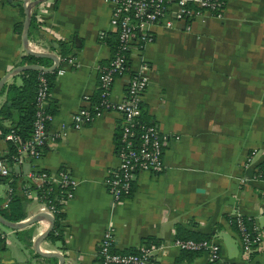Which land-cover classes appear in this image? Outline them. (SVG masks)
<instances>
[{
    "label": "crops",
    "instance_id": "obj_1",
    "mask_svg": "<svg viewBox=\"0 0 264 264\" xmlns=\"http://www.w3.org/2000/svg\"><path fill=\"white\" fill-rule=\"evenodd\" d=\"M42 5H47L46 12H36V6L32 13L29 47L63 58L51 46L63 41L70 48L65 58L72 56L73 62L63 58L54 67L63 71L50 78L46 105L52 118L40 155L9 166L23 178L16 187L23 197L24 216L16 221L48 212L21 191L32 166L49 171L63 166L77 183L73 196L57 205L61 215L56 219L51 213L53 222L57 220V236L46 234L37 249L59 253L62 264H99L98 242L109 223L115 251L162 244L150 264H264V0H224L220 16L202 11L190 20L188 30L178 22L169 28L151 26L154 38L140 51L149 78L141 97V117L167 135L163 167L157 173L137 171L129 194L118 201L111 200L103 178L117 164L121 119L113 110H92L98 67L111 55L110 4L45 0ZM23 15L21 0H0V76L19 65L26 53L20 32L14 29ZM41 57L46 59L37 63H52L50 57ZM128 64L135 68L138 57L132 55ZM18 72L4 83H19ZM126 80L127 72L115 76L109 92L112 101L123 96ZM88 104L91 116L72 127L71 115ZM63 123V135L54 137ZM6 152V140L0 137V155ZM3 178L2 209L8 185ZM239 215L249 217L259 234L248 251L233 227L232 218ZM47 224L46 218L17 228L0 224V264H58L56 256L43 255L33 246V237ZM186 231L214 239L218 258L209 261L203 251L181 257V249L171 240Z\"/></svg>",
    "mask_w": 264,
    "mask_h": 264
},
{
    "label": "built area",
    "instance_id": "obj_2",
    "mask_svg": "<svg viewBox=\"0 0 264 264\" xmlns=\"http://www.w3.org/2000/svg\"><path fill=\"white\" fill-rule=\"evenodd\" d=\"M105 1L110 4L108 23L112 32L115 33V44L108 61L98 67L97 99L92 101V110L95 112L113 110L119 114L121 119L116 144L117 164L103 178L111 200L118 201L129 194L134 174L137 171L157 173L163 167L162 146L167 135L154 122L141 118V97L149 78L148 65L140 56V51L154 38L150 31L151 26L161 24L169 28L178 22L183 29L188 30L190 20L202 11L220 16L224 0ZM43 2L37 4L36 12L47 11V5L43 6ZM104 33L105 31L101 30L99 36L102 37ZM132 55L138 57V64L135 68L130 69L128 63ZM61 60L63 58L58 57V62ZM65 60L73 62L72 56H68ZM55 71L61 73L63 70L58 67ZM124 72H127L125 92L119 100L112 101L109 92L113 79L116 75ZM42 73L43 70H39L37 74L36 110L28 137L18 143L12 132L3 135L5 140L16 143L15 154L11 156L12 165L30 162L37 158L47 136V124L52 118V113L46 110V101L50 90L48 81ZM83 97L89 100L88 95ZM90 104L82 105L71 115L72 127H78L84 119L91 116ZM65 127L64 123L61 124V130L53 132L52 135L54 137L62 136ZM9 170L6 156L0 155V177L8 176ZM25 175L27 180L21 184L22 193L27 197L33 196L44 209L52 214L57 207L48 196L49 190L54 185L58 186L60 194L56 197V201L61 203L73 196L77 183L69 169L63 166L54 171L36 169L32 166ZM9 179L10 177H8ZM33 185L38 189V192L31 187ZM12 191L13 187L8 184L3 206L7 205ZM32 191L34 195L31 194ZM236 227L242 248L246 251L250 250L252 245L258 241L259 234L255 231L253 237L250 238L245 223L239 216ZM2 237L3 232L0 231V238ZM113 242V229L108 223L98 242L99 264H150L154 255L163 247L162 244H140L137 251L119 252L112 248ZM171 243L182 250L203 251L207 254L209 261L218 258V243L212 238L173 237Z\"/></svg>",
    "mask_w": 264,
    "mask_h": 264
},
{
    "label": "trees",
    "instance_id": "obj_3",
    "mask_svg": "<svg viewBox=\"0 0 264 264\" xmlns=\"http://www.w3.org/2000/svg\"><path fill=\"white\" fill-rule=\"evenodd\" d=\"M37 5L32 6L31 8V16L28 28L31 27L32 24V13ZM14 29L17 30V32H20L21 30V22H17L14 25ZM111 39H108V44L110 45L111 51L115 44V33L112 32ZM52 47H55L58 51V53L65 58L67 53L70 52V48L60 40H57L55 43L51 44ZM45 57L41 56H34L30 55L28 53H25L24 55L20 56L19 59V65L20 64H26V63H43L45 60ZM39 64V63H38ZM39 70L37 69H23L18 72L20 75V82L19 83H4L0 87V93L4 94V100L0 102V137H3V135L7 132H12L14 136L16 137V140L18 143L25 140L31 130L32 120L34 118V113L36 110L35 107V91H36V85H37V74ZM55 72V68L51 69L49 71H43V75L46 77L48 81V88L50 89V78ZM49 97V96H48ZM47 97V99H48ZM97 99V96L95 98H92V101H95ZM46 110L50 111L49 104L46 105ZM142 118V117H141ZM9 119L10 123L9 125H5L4 121ZM143 119V118H142ZM118 140V135L116 137V144ZM15 146L16 143L12 142L11 140H6V148L7 152L2 155L6 156L9 166H12V155L15 154ZM8 177L10 179L8 180ZM19 175H16L13 172V169L9 170L8 176L4 177V180H8V184L13 187L12 194L10 196L9 201L7 202V205L2 209L0 208V214L7 220L10 221H16L19 220L24 216V211L22 209L21 205V199L23 198L22 195L17 191V184L23 179H19ZM33 183V182H32ZM32 188L36 187L33 185ZM46 185L44 184V188ZM38 192V189H36ZM60 194L58 186H53L51 190L48 192V196L51 198V201L55 203L56 207L59 205V203L56 201V197ZM54 218L57 219L58 216L61 214L56 209L54 212ZM242 221L245 223V226L247 228V232L249 237H253L255 234V230L252 228V223L250 221L249 217L246 216H240ZM238 216H235L232 218L233 220V227L236 228V221ZM56 228H57V220H54L52 227L47 233V236L50 238L56 237ZM182 237H189L194 239H200V238H209L208 235L198 233V232H192V231H186L182 235ZM145 245L148 243H144ZM138 248L131 251H137ZM201 251L199 250H180L181 257H188L196 255Z\"/></svg>",
    "mask_w": 264,
    "mask_h": 264
},
{
    "label": "water",
    "instance_id": "obj_4",
    "mask_svg": "<svg viewBox=\"0 0 264 264\" xmlns=\"http://www.w3.org/2000/svg\"><path fill=\"white\" fill-rule=\"evenodd\" d=\"M43 1H45V0H21V5L23 8L24 15L22 18V23H21L20 39H21L22 48L24 49V51L26 53H28L30 55H34V56L50 57L52 59V63L48 66H44V65H41L38 63H26V64L15 65L14 67L7 70L3 75L0 76V87L2 86L5 79L8 76H10L14 73H17L20 70L37 69V70L49 71L57 65L58 56L56 53L47 52V51H36V50L31 49L28 45V39H27L28 33H27V31H28V25H29L30 16H31V8H32V6L37 5ZM39 218H46L48 220V224L43 231H41L40 233L35 235V237H33V246L39 253H42L43 255L56 256L58 259V264H62L63 257L59 253H56L54 251L44 252V251H40L39 249H37L38 248V245H37L38 240L40 238H42L43 236H45L47 234V232L50 230V228L52 227L53 215L51 214V212L48 211L47 213H45L42 211H38L36 213H33L32 215H29L28 217H26L24 220H21V221H10V220L5 219L0 214V224L8 226V227H12V228H17V227H21L23 225L29 224V223H31L34 220L39 219Z\"/></svg>",
    "mask_w": 264,
    "mask_h": 264
},
{
    "label": "rangeland",
    "instance_id": "obj_5",
    "mask_svg": "<svg viewBox=\"0 0 264 264\" xmlns=\"http://www.w3.org/2000/svg\"><path fill=\"white\" fill-rule=\"evenodd\" d=\"M2 227H5V226H2Z\"/></svg>",
    "mask_w": 264,
    "mask_h": 264
}]
</instances>
